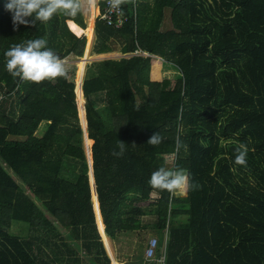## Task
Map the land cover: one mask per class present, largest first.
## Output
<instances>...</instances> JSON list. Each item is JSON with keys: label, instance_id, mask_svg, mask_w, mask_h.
Wrapping results in <instances>:
<instances>
[{"label": "trees", "instance_id": "1", "mask_svg": "<svg viewBox=\"0 0 264 264\" xmlns=\"http://www.w3.org/2000/svg\"><path fill=\"white\" fill-rule=\"evenodd\" d=\"M7 2L0 0V209L9 218L0 217V264H111L74 81L34 84L6 70L7 50L39 38L62 58L81 57L83 13L14 30ZM122 8L130 19L121 28L95 19L92 52L130 55L86 63L81 85L102 232L112 238L147 216L143 228L167 222L151 264H264V0H138L136 24L131 4ZM155 63L175 68L174 81L152 80ZM156 132L163 142L149 145ZM177 139L186 150L175 153ZM118 141L126 144L120 158L112 155ZM240 144L246 166L235 163ZM161 166L186 170L200 187L153 190L148 181ZM13 222L25 233H11Z\"/></svg>", "mask_w": 264, "mask_h": 264}, {"label": "clouds", "instance_id": "2", "mask_svg": "<svg viewBox=\"0 0 264 264\" xmlns=\"http://www.w3.org/2000/svg\"><path fill=\"white\" fill-rule=\"evenodd\" d=\"M128 2L130 0H107L108 11L123 15L122 5ZM97 5L98 0H8L5 9L11 14L13 29L19 30V26H35L37 21L47 23L57 14L76 17ZM5 56L7 58V72L22 82L39 84L46 80L54 81L57 78L67 79L68 77L67 59L49 49L47 41L43 38L13 45L5 52ZM3 99L5 97L0 95V100ZM162 142V135L156 132L147 143L158 146ZM117 147L119 151H113L112 155L120 158L125 153L126 144L118 141ZM181 147L187 149V145L177 139L175 153H178ZM235 152V163L246 166V146L240 144ZM148 183L153 190L167 191L170 194L187 193L193 188L198 189L200 187L198 183L192 184L186 170L165 166L153 171Z\"/></svg>", "mask_w": 264, "mask_h": 264}, {"label": "crops", "instance_id": "3", "mask_svg": "<svg viewBox=\"0 0 264 264\" xmlns=\"http://www.w3.org/2000/svg\"><path fill=\"white\" fill-rule=\"evenodd\" d=\"M92 23H93V27H94V21ZM84 35H85V33H84ZM114 53L120 54L119 58L130 55V54H123V53L118 52V51L99 53V54L91 52L90 54H93L92 56H95V57H93L95 61H92V62H97V61H101V60H105V59H115V58L110 56ZM154 66L156 67L155 71L158 74V70L161 69L162 65L160 63H155ZM153 80H158V79L153 78ZM82 99H83V97H82ZM88 141H89V147H90L91 141L89 140V138H88ZM93 195H95V194L93 193ZM185 195H186V193H185ZM93 198H94V196H93ZM7 213L8 212L6 210L0 209V217L8 216ZM148 219H150V217L145 216L143 218L135 220L133 222V224L138 226L139 228L121 230V231L117 232L112 238L105 236L99 227L100 232L102 233V236H103L104 248H105V251H106L108 257L110 258L111 264H115V263L116 264H151L152 263L153 258L147 259L145 257V247H146L147 241L149 239L148 236H149V234H152V235L154 234L155 237L157 236V238H159L160 237V231L164 230V229L166 230L167 222L165 220L161 219V220L157 221V227L156 228H143V227H141V224L147 223L146 221ZM124 222L129 223V221L127 219H124ZM63 229H64V231H63ZM57 230H59V232L63 233L62 234L63 236H65L64 232H68V229H65V228L60 229V227H57ZM146 232H148V233H146ZM149 232H151V233H149ZM65 240L72 246V248H75V250H77L80 253L79 258L84 262L83 258H85V254L83 251H81L80 247H79V249H80L79 250L77 245L73 246V243H74L73 240L74 239L73 238L70 239L68 237H65ZM105 243L108 245V247L105 245ZM62 264H64V262H62Z\"/></svg>", "mask_w": 264, "mask_h": 264}, {"label": "rangeland", "instance_id": "4", "mask_svg": "<svg viewBox=\"0 0 264 264\" xmlns=\"http://www.w3.org/2000/svg\"><path fill=\"white\" fill-rule=\"evenodd\" d=\"M93 10L95 11L94 12V19H95V16L97 14V7H94ZM91 15H92V12L90 13L89 11H85L83 13V16H84V19H85V22H86V26H87L86 29H88L89 17ZM94 19H93V21H94ZM163 26L167 27V28L170 26L169 23H168V16L167 15H166V17L164 19ZM85 37L87 39V36H85ZM93 42H94V32L92 34L91 41H90V43H89V45L87 47L88 50L85 47V50H84L83 55L81 57H78V58H76V57L74 58L73 56H66L65 57L67 59V62H68V76H69V79L74 81L75 85L78 82V77H80L81 82L83 80L84 71H85V64L86 63H91L92 61H95L94 58H93L94 56H92V54H90L92 52ZM86 44H87V40H86ZM115 51H117V50H115ZM118 52H120V51H118ZM85 53H86V55H85ZM119 55L120 54L114 53V54H112L110 56L115 58V59H118ZM83 59H85V61ZM81 64H82V71L83 72L81 73V76H79V69H80V65ZM155 68L156 67L153 65L152 70L150 72V78L152 80H153V78H156V79H158L156 81H161L164 78H167V79L169 78L171 81H174L175 75L177 74V71L175 70V68L171 67L170 65H164L163 64L161 69L158 70V74L156 73ZM76 103H77V109H78L79 123H82L83 119L85 118V107H84L85 106V98L83 97L82 104H80V102L77 101V97H76ZM82 109H83V112H82ZM82 113L84 114V116L82 115ZM85 123H86V121H85ZM41 131H42V128L38 129V132H41ZM91 145H90V147H91ZM82 146H83V148H85L84 151H85V155H86V151H88L87 150L88 146H87V142L84 139V137H82ZM86 159H87V157H86ZM169 159L173 160V156H171ZM67 160L63 159L65 168L67 170L72 171V172L80 171L81 165H80L79 162H74V161L69 162ZM87 162H88V159H87ZM13 176H14V178L17 181H19V179L15 175H13ZM26 192L28 193V190ZM176 194L185 195V193H176ZM36 203H37V206H38L39 210H41L42 212L46 213V216L51 218V220L53 221V224L58 225V223L55 220L52 219V217L49 215V213L47 214V211L41 206V203L39 201H37ZM2 217L4 219H8L9 218L8 216H2ZM13 223L14 224L11 225L10 230H9L11 233H13V234H24L25 233L26 227H25L24 224H19V223H16V222H13ZM58 227H60V229H62V227L60 225H58ZM63 231H64V229H63ZM146 233H148V232H146ZM149 233H151V232H149ZM64 235H65L64 237H68L70 239H72V237H73L72 233L69 230H68V232H64ZM153 235L149 234L148 238L152 237ZM156 238H157V236H156ZM75 243H73V246L75 245ZM105 245L108 247V245L106 243H105ZM87 258H88L87 256H85V258H83L84 259V263H86Z\"/></svg>", "mask_w": 264, "mask_h": 264}, {"label": "built area", "instance_id": "5", "mask_svg": "<svg viewBox=\"0 0 264 264\" xmlns=\"http://www.w3.org/2000/svg\"><path fill=\"white\" fill-rule=\"evenodd\" d=\"M100 1L101 0H98V5L96 6L97 7V14L95 16V19L96 18L100 19V20L104 21V23L107 26L114 27V28H121L125 23H127L129 21V19H130L129 14H126L124 11H123V15L111 13L108 11L107 0H103V5H100ZM137 2H138V0H130V2H129L131 4V11L133 13L135 24H136V20H137V12H136ZM93 9H94V7H93ZM95 19H94V21H95ZM139 54L146 55L143 52H140ZM81 85H82V83L80 82L79 89H78V83H76V85H75L74 90H75V94L77 97V101H79L78 90L80 91V93H82ZM157 243H158V240L155 236H152L148 239L146 247H145V257L147 259H152L154 257L155 250L157 247ZM162 260H163V258L160 259V261H162Z\"/></svg>", "mask_w": 264, "mask_h": 264}, {"label": "bare ground", "instance_id": "6", "mask_svg": "<svg viewBox=\"0 0 264 264\" xmlns=\"http://www.w3.org/2000/svg\"><path fill=\"white\" fill-rule=\"evenodd\" d=\"M90 13L92 12V15L89 17V26H88V29H85V36H87V44H86V49H87V47H88V45H89V43H90V41H91V38H92V34H93V19H94V10H93V8H91L90 10H88ZM90 15V14H89ZM88 50V49H87ZM85 55H86V53H85ZM93 55V54H92ZM91 57V56H90ZM95 57V56H94ZM99 60V59H98ZM85 64V63H84ZM84 66V65H83ZM81 73H82V64L80 65V69H79V76H81ZM80 82H81V80H80V77H78V89H79V85H80ZM78 99H79V101H80V104H82V94L80 93V91L78 90ZM82 112H83V109H82ZM82 115L84 116V114L82 113ZM82 123H83V125H85V118L83 119V121H82ZM86 142H87V146H88V154H90V152H89V141H88V138L86 139ZM85 149V148H84ZM94 193V192H93ZM93 196H95V195H93ZM95 198V197H94ZM98 201V200H97ZM97 201L95 200V203L97 204ZM97 222L99 223V227H100V229L102 230V223H101V218H100V215H99V213H98V211H97ZM108 241V240H107ZM116 264V263H115Z\"/></svg>", "mask_w": 264, "mask_h": 264}, {"label": "water", "instance_id": "7", "mask_svg": "<svg viewBox=\"0 0 264 264\" xmlns=\"http://www.w3.org/2000/svg\"><path fill=\"white\" fill-rule=\"evenodd\" d=\"M85 58V57H84ZM85 61V59H83ZM83 72V71H82ZM82 83V82H81ZM81 125V128L83 130V137L84 139L86 140L87 139V131H86V123L85 125H83V123H80ZM87 147V146H86ZM88 150V149H87ZM90 152V155L88 154V151H86V157L88 159V168H89V177H90V182H91V185L93 187V192L95 194V190H94V182H93V176H92V160H91V151L89 150ZM95 198H93V203H94V207H95V210H96V213H97V204L95 203V200H96V196H94ZM97 224L99 225V223L97 222ZM102 234V233H101Z\"/></svg>", "mask_w": 264, "mask_h": 264}]
</instances>
